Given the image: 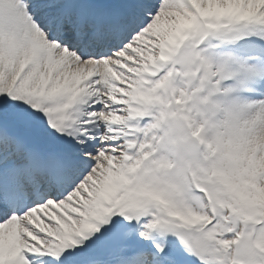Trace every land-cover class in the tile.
I'll return each mask as SVG.
<instances>
[{"label": "snow or ice", "instance_id": "snow-or-ice-1", "mask_svg": "<svg viewBox=\"0 0 264 264\" xmlns=\"http://www.w3.org/2000/svg\"><path fill=\"white\" fill-rule=\"evenodd\" d=\"M262 30L264 0H0V264H264Z\"/></svg>", "mask_w": 264, "mask_h": 264}, {"label": "bare ground", "instance_id": "bare-ground-1", "mask_svg": "<svg viewBox=\"0 0 264 264\" xmlns=\"http://www.w3.org/2000/svg\"><path fill=\"white\" fill-rule=\"evenodd\" d=\"M260 34H261V35H264V30H262V31L260 32Z\"/></svg>", "mask_w": 264, "mask_h": 264}, {"label": "rangeland", "instance_id": "rangeland-1", "mask_svg": "<svg viewBox=\"0 0 264 264\" xmlns=\"http://www.w3.org/2000/svg\"><path fill=\"white\" fill-rule=\"evenodd\" d=\"M125 86H126V84H125Z\"/></svg>", "mask_w": 264, "mask_h": 264}]
</instances>
